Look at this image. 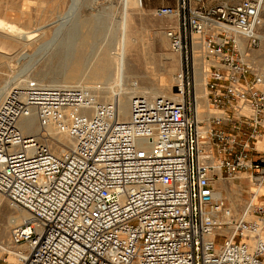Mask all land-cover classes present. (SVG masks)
I'll use <instances>...</instances> for the list:
<instances>
[{
    "label": "built area",
    "instance_id": "built-area-1",
    "mask_svg": "<svg viewBox=\"0 0 264 264\" xmlns=\"http://www.w3.org/2000/svg\"><path fill=\"white\" fill-rule=\"evenodd\" d=\"M263 7L153 8L180 61L174 97L133 94L126 119L116 95L101 101L90 88L26 80L6 92L0 198L27 213L7 264H264V79L252 58ZM33 114L67 145L22 133ZM234 180L253 186L240 211L216 196L217 182Z\"/></svg>",
    "mask_w": 264,
    "mask_h": 264
},
{
    "label": "rangeland",
    "instance_id": "rangeland-1",
    "mask_svg": "<svg viewBox=\"0 0 264 264\" xmlns=\"http://www.w3.org/2000/svg\"><path fill=\"white\" fill-rule=\"evenodd\" d=\"M173 3L174 0H140V7L133 6L127 10V41L130 47L125 53V87H130L135 82L136 87L148 91L162 84L169 85L171 92H174L175 76L179 70L178 56L170 51L163 33L166 20L151 14L153 8ZM121 16L122 0H0V44L6 45V49L0 52V87L5 82L11 86V82L15 80V83L20 80H35L39 85L49 84L51 78H56L63 69L61 54L64 55L76 42L79 43L87 30L91 31V21H96L95 32L88 40L89 46L85 51L90 53L91 49L108 44L113 52V49L119 47L121 39ZM261 19L260 42L252 51V58L264 79V7ZM95 83L102 88L107 86L103 84V80ZM93 93L101 101H109L112 96L111 92L104 90ZM199 102L201 105L204 103L203 97ZM40 126L45 128L42 123ZM52 132L55 136H60L55 129ZM42 133L43 131L36 135H26L53 143L48 136L45 135L44 138ZM220 183L226 190L237 189L236 186L241 185V194L234 192L229 199L222 190V197L226 198L234 210H242L244 202L249 198L247 181ZM258 194L262 195L259 201L264 203V191ZM19 213L2 199L0 245L12 252L9 235L14 225L9 223ZM7 250H0V264L13 261V255Z\"/></svg>",
    "mask_w": 264,
    "mask_h": 264
},
{
    "label": "bare ground",
    "instance_id": "bare-ground-1",
    "mask_svg": "<svg viewBox=\"0 0 264 264\" xmlns=\"http://www.w3.org/2000/svg\"><path fill=\"white\" fill-rule=\"evenodd\" d=\"M133 6L140 7V0H122V16H121V39L119 42V47L117 49H112L109 45H103L97 47V49L92 50L90 53L85 51V48L89 46L88 40L91 39L92 35L95 32V22H89V25L92 27L91 31L87 30V33H84L81 36L80 42L75 43L73 48L70 51H67L64 55H62V62L64 64L63 69L60 74L55 76L56 78H51L49 84H43L45 87H60V88H71V87H86L91 88L95 93H100L102 90L106 92H111L112 96L109 98L112 99L113 96H117L118 108L117 112L121 119H126L129 113V100L130 96L133 94L145 95L148 97H156L163 96L167 98H173V92H171V88L169 85H159L154 89H147L139 86L125 87L123 84V79L125 75V53L130 45L127 41V10L132 8ZM88 21V20H86ZM90 21V20H89ZM1 22V21H0ZM76 24V23H75ZM7 26V25H6ZM88 28V27H87ZM99 36V35H98ZM61 41H59V44ZM2 49H6V45L0 44V52ZM179 58L177 59V63L179 66ZM178 68V67H177ZM170 72V71H168ZM45 77V75H44ZM14 79V78H12ZM103 80V84L107 85L105 88L100 86H96L95 81ZM16 81V80H15ZM15 81L11 82V86H8V82L4 83L0 87V103L5 96L6 92L12 88V86H16L21 84L26 80H20L15 83ZM15 83V84H13ZM13 84V85H12ZM88 84L90 86H88ZM41 85V86H43ZM111 85V86H110ZM194 85H195V94L196 97H203V89H204V80L202 79V75L199 71L194 73ZM37 115L33 114L29 118L22 119L19 124V130L24 134H38L40 131H43V135L48 136L52 142L60 147L67 145V138L64 135L55 136L52 132L54 127L44 124L45 128L41 127L37 122ZM45 136V137H46ZM237 189L231 188L229 190L225 189V186L219 182L216 183V196L222 197L224 194L222 192L225 191V195L227 198L231 199V195L234 192H239L241 194V185L238 184ZM240 188V189H239ZM251 185H249V192L252 191ZM264 189L256 190L257 193L263 192ZM2 198H0L1 204ZM235 206V205H234ZM27 217V213L21 211L15 218L9 223L12 226L21 223ZM1 251H6L7 249L0 245ZM9 254H13L12 251L7 250Z\"/></svg>",
    "mask_w": 264,
    "mask_h": 264
},
{
    "label": "crops",
    "instance_id": "crops-1",
    "mask_svg": "<svg viewBox=\"0 0 264 264\" xmlns=\"http://www.w3.org/2000/svg\"><path fill=\"white\" fill-rule=\"evenodd\" d=\"M218 1V0H217ZM237 1H239V0H233V2H237Z\"/></svg>",
    "mask_w": 264,
    "mask_h": 264
},
{
    "label": "water",
    "instance_id": "water-1",
    "mask_svg": "<svg viewBox=\"0 0 264 264\" xmlns=\"http://www.w3.org/2000/svg\"><path fill=\"white\" fill-rule=\"evenodd\" d=\"M175 90V89H174Z\"/></svg>",
    "mask_w": 264,
    "mask_h": 264
}]
</instances>
